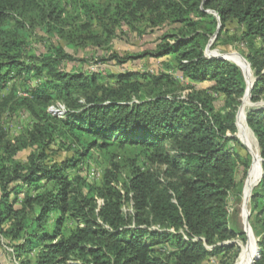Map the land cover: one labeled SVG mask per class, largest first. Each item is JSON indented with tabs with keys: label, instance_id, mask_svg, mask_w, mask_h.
Masks as SVG:
<instances>
[{
	"label": "trees",
	"instance_id": "1",
	"mask_svg": "<svg viewBox=\"0 0 264 264\" xmlns=\"http://www.w3.org/2000/svg\"><path fill=\"white\" fill-rule=\"evenodd\" d=\"M88 11L91 24L102 27L104 18L111 25L175 24L149 54L172 55L184 76L212 84L190 86L182 97L173 76L131 71L104 86L97 74L61 70L63 60L72 58L59 47L39 54L37 63L21 60L24 25L14 15L38 14L59 24V32L66 19L57 0H0V91L12 78L27 82L43 71L49 76L25 86L26 96L18 100L33 120L31 128L8 140L0 127V233L15 258L20 264H198L223 250L238 253L236 244L221 243L234 236L247 240L228 226L227 212L229 199L242 189L235 172L242 166L245 176L250 165L248 154L241 158L228 146L239 143L235 121L246 82L236 64L204 53L212 37L234 21L256 79L245 121L257 142L262 177L248 202V220L259 253L254 264H264V106H253L264 102V0H116L113 10ZM131 58L110 55L118 64ZM217 95L223 96L219 109ZM55 102L64 108L61 116L48 111ZM55 139L82 150L49 164L46 150ZM25 147L33 148L26 162L14 160ZM111 147L135 149L156 171L140 167L137 156L126 171ZM90 150L110 154L99 185L67 172ZM126 203L131 212L124 211ZM67 220L73 222L68 232Z\"/></svg>",
	"mask_w": 264,
	"mask_h": 264
},
{
	"label": "rangeland",
	"instance_id": "2",
	"mask_svg": "<svg viewBox=\"0 0 264 264\" xmlns=\"http://www.w3.org/2000/svg\"><path fill=\"white\" fill-rule=\"evenodd\" d=\"M57 2L67 22V25H64L62 22L63 27L61 32L56 29L59 24L51 23V20H41L38 14L35 13L25 14L23 16H18L16 14L13 16V18L18 20L19 25H24L22 29V31H24V51L21 53V60L37 63L39 54L47 53L54 47H59L72 58L70 61L63 60V63L59 65L61 70L81 72L84 74H97L98 84L104 86L111 85L116 75L131 71L148 72L153 75L166 73L173 76L178 82V94L182 97L190 91V86L196 89H203L212 84L210 81L194 82L184 76L176 68L172 55L156 57L149 54L150 52L156 51L157 45L161 42L163 34L172 30L176 26L175 24L164 22L156 26L141 20L134 22L120 21L118 24L112 23L111 25V20L104 18L108 27H106V25L102 27L95 22L91 24V21L87 18V13L89 12L88 8L91 6L102 11L106 7H110L113 10L116 0H57ZM48 10L49 8H47V11ZM84 24L90 30H78L77 26ZM14 25H16V22L13 21V26ZM109 29L110 32L108 34L107 30ZM240 33L241 28L236 22H227L218 38L214 39L209 46H207L208 44L205 46L204 53L207 55H219L230 61H233L231 55H238L244 58L246 49L239 41ZM89 34L94 36V38L88 37ZM111 54H117L121 57L133 56V58L122 64H118L114 59H110ZM233 63L235 62L233 61ZM45 79H49V76L44 71L42 74L31 76L27 82L17 77L12 78L11 81L6 84V88L0 91V127L5 132L6 139L12 140L13 138L22 136L31 128L33 120L28 112L18 103V100L20 97L26 96V92L24 91L25 86H37L44 82ZM55 103L56 105L61 104L60 102ZM222 103L223 96H215L214 106L217 109L222 106ZM253 106H264V102H259ZM246 125L244 127L243 136H240L238 128H236L235 138L239 143L230 142L228 144V146L232 147V150L238 153L241 158L247 157L246 154H248V159H250V165L245 176L243 175L242 166H239L235 172L236 180L242 183L239 196L237 198H230L227 203L228 226L235 232L243 231L244 233V216L247 211H249L248 196L250 192L252 193L255 187L254 185L259 181L260 177L259 174L245 198L244 188L248 181L253 157L248 147L244 144V138L249 140L252 137L255 142L253 135H251ZM61 144L62 143L58 142V139H55L48 146L46 154L48 155L47 160H51L49 164L50 162L60 163L80 153L82 150L76 145H72L69 148L68 142H65L63 146H61ZM110 150L112 153L116 154V159L126 171L131 168V160H134L135 156H137V163L140 167H150L152 170L156 171V165H148L149 163L144 157L140 154L137 155V152L133 148L118 149L117 147H111ZM32 151V147L22 148L16 152L13 159L24 163ZM109 155V153L105 155L102 152L90 150L87 155L77 161L76 169L67 170V172L70 176L78 173L86 182L99 185L102 171L106 167V158H108ZM123 174L126 173L123 172ZM29 193H33V190L30 189ZM19 197H21V194ZM123 209L126 213L131 212L129 203H126ZM72 226L73 222L67 220L65 231L68 232ZM151 227L156 228L157 226L152 224ZM1 228L3 230L8 229V224L6 222L2 223ZM250 233L252 235L251 229ZM252 237L255 244L251 236H248L245 243L241 242L240 238L234 236L232 239L221 244H236V246L239 247V251L236 255L233 254V250L228 253L223 250L217 255L206 257L198 264H235L245 247L248 249V252L252 251V254L254 253L256 238L253 235ZM206 247L209 250L212 249V246L206 245ZM160 248L163 249L164 247L160 246ZM21 258H29L28 261H33V256L31 255L25 256L23 254ZM0 264H20L19 260L14 256L11 242L1 233Z\"/></svg>",
	"mask_w": 264,
	"mask_h": 264
},
{
	"label": "bare ground",
	"instance_id": "3",
	"mask_svg": "<svg viewBox=\"0 0 264 264\" xmlns=\"http://www.w3.org/2000/svg\"><path fill=\"white\" fill-rule=\"evenodd\" d=\"M231 58L239 66V68L243 72L245 79H246V90H245L246 92L243 95L242 105L238 109L239 112H237V119H236L239 134H240V136H243L244 127L246 125V122L244 121L243 116L245 115L246 109L250 105L247 93L249 90L248 88H249V84H250V80H251L252 76H251L250 68H249V66H248V64L244 58H242L241 56H238V55H231ZM244 123H245V125H244ZM244 141H245L244 144L248 147V149L250 150L251 155L253 157L248 181H247L245 188H244V196L246 198V196L248 195V192L250 191L251 186L253 185V183L255 182V180L257 179V177L260 174V160H259L260 156L258 153V148H256L257 145L255 146L256 142H254L252 137L249 140H246V138H244ZM253 254H252V251L248 252V249L245 247L243 249L241 255H240V258L236 261L235 264H252V257L251 256H253Z\"/></svg>",
	"mask_w": 264,
	"mask_h": 264
},
{
	"label": "water",
	"instance_id": "4",
	"mask_svg": "<svg viewBox=\"0 0 264 264\" xmlns=\"http://www.w3.org/2000/svg\"><path fill=\"white\" fill-rule=\"evenodd\" d=\"M218 28H219V26H218ZM217 28V29H218ZM215 38V35L212 37V39L209 41V43H208V45L207 46H209V44L212 42V40ZM207 48V47H206ZM207 53V52H206ZM207 57H216V58H220V59H225V58H222L221 56H219V55H210V54H205ZM228 60V59H227ZM228 61H230V60H228ZM246 61V60H245ZM231 62H233V61H231ZM247 62V61H246ZM235 64V63H234ZM247 64H248V62H247ZM237 65V64H236ZM238 66V65H237ZM248 66H249V64H248ZM239 67V66H238ZM244 75V74H243ZM244 78H245V76H244ZM245 82H246V79H245ZM256 82V79L254 78V77H252L251 78V81H250V84H249V90H248V93H247V96H248V99H250V90H251V87H252V85H253V83H255ZM239 109V108H238ZM238 112V111H237ZM236 119H237V114H236ZM244 121H245V115H244ZM246 122V121H245ZM235 125H236V128H237V123H236V121H235ZM248 127V126H247ZM249 128V127H248ZM250 130V129H249ZM250 132H251V130H250ZM251 134H252V132H251ZM253 135V134H252ZM255 142H256V140H255ZM256 145H257V142H256ZM259 160H260V177H262V168H261V162H262V159L259 157ZM260 177H259V179H260ZM258 182V181H257ZM257 182H256V184H257ZM255 184V185H256ZM254 185V186H255ZM252 190V189H251ZM250 196H251V192L249 193V196H248V199H250ZM248 216H249V211H247V213H246V215L244 216V227H245V233L247 234V238H248V236H251V238H252V241L254 240L253 239V237H252V235H251V233H250V227H249V224H248ZM254 242V244H255V241H253ZM256 246V245H255ZM259 258V253H258V250H257V247L255 248V252H254V254H253V256H252V264H254V262L257 260Z\"/></svg>",
	"mask_w": 264,
	"mask_h": 264
},
{
	"label": "built area",
	"instance_id": "5",
	"mask_svg": "<svg viewBox=\"0 0 264 264\" xmlns=\"http://www.w3.org/2000/svg\"><path fill=\"white\" fill-rule=\"evenodd\" d=\"M48 111L54 115L61 116L64 113L62 106H49Z\"/></svg>",
	"mask_w": 264,
	"mask_h": 264
}]
</instances>
